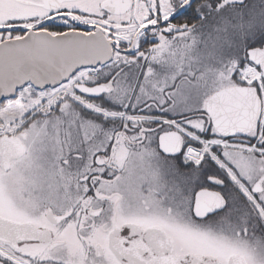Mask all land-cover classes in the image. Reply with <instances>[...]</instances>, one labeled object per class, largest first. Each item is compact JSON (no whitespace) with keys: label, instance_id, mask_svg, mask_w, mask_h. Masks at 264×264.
Here are the masks:
<instances>
[{"label":"snow or ice","instance_id":"1","mask_svg":"<svg viewBox=\"0 0 264 264\" xmlns=\"http://www.w3.org/2000/svg\"><path fill=\"white\" fill-rule=\"evenodd\" d=\"M0 264H264V0H0Z\"/></svg>","mask_w":264,"mask_h":264}]
</instances>
